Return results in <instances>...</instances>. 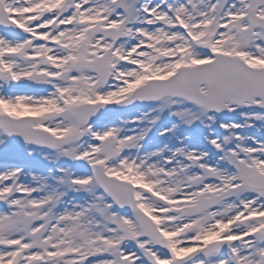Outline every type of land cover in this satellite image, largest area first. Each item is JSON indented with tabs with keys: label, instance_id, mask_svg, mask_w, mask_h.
I'll list each match as a JSON object with an SVG mask.
<instances>
[{
	"label": "snow or ice",
	"instance_id": "snow-or-ice-1",
	"mask_svg": "<svg viewBox=\"0 0 264 264\" xmlns=\"http://www.w3.org/2000/svg\"><path fill=\"white\" fill-rule=\"evenodd\" d=\"M0 264H264V0H0Z\"/></svg>",
	"mask_w": 264,
	"mask_h": 264
}]
</instances>
